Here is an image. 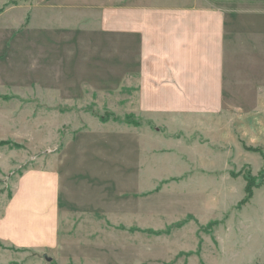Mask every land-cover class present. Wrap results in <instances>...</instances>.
Masks as SVG:
<instances>
[{"label":"crops","instance_id":"0c3cea01","mask_svg":"<svg viewBox=\"0 0 264 264\" xmlns=\"http://www.w3.org/2000/svg\"><path fill=\"white\" fill-rule=\"evenodd\" d=\"M113 1H128V10L118 11L124 19L118 16L109 30L124 34L137 52L127 71L113 70L102 81L135 84L128 108L133 120L88 118L74 136L44 144L51 148L33 163L17 152L27 144L0 140V150L11 148L0 153L1 253L9 247L94 258L105 252L99 244L105 227L119 244L121 231L199 221L201 179L214 176L216 187L222 175L232 178L233 136L241 140L236 123L249 116L245 102L236 100L248 97L236 66L263 63L264 0ZM263 98L260 88L255 113H264ZM19 135L31 141L36 131ZM223 158L222 168L212 165ZM7 176H15L10 192L3 186ZM176 209L183 210L181 220H169ZM76 226L81 246L71 244ZM85 227L94 228L86 233L88 246ZM119 250L116 245L112 253Z\"/></svg>","mask_w":264,"mask_h":264},{"label":"rangeland","instance_id":"374dc122","mask_svg":"<svg viewBox=\"0 0 264 264\" xmlns=\"http://www.w3.org/2000/svg\"><path fill=\"white\" fill-rule=\"evenodd\" d=\"M127 7L128 1L113 0H0V140L27 144L29 148L24 145V150L17 151L25 161L44 157V151L51 148L44 144L74 136L88 118L133 120L128 108L135 84L102 81L113 70L122 75L136 59L137 49L128 48V38L109 30L117 26L118 16L124 19L118 11ZM114 42L121 46L119 50L114 49ZM262 60L257 69L244 61L236 66L243 77L238 84L248 93L236 100L245 102L249 116L236 123L241 140L233 136L232 178L230 172L222 175L216 187L214 176L199 183L203 205L196 216L200 222L188 218L163 230L164 224H155L150 228L157 231H121L119 244H114L117 233L112 235L105 227L104 241L99 243L105 252L93 253L94 258L44 256L8 247L7 252H0V264H264V113L254 111L260 88L264 89ZM33 128L35 139L28 141L26 136L21 141L19 133H30ZM239 144L244 151L237 153ZM0 151L9 155L11 148ZM218 160L212 165L222 168L224 158ZM15 176L3 179L7 192ZM248 177L254 185L253 198L242 204ZM182 211L174 210L168 219L181 220ZM192 221L197 224L187 228ZM70 229L71 244L81 246L79 227ZM93 229L84 228L86 246L90 245L86 233ZM116 245L120 252L112 253Z\"/></svg>","mask_w":264,"mask_h":264},{"label":"trees","instance_id":"16d2710c","mask_svg":"<svg viewBox=\"0 0 264 264\" xmlns=\"http://www.w3.org/2000/svg\"><path fill=\"white\" fill-rule=\"evenodd\" d=\"M0 144H4V143H0ZM251 183H252V178L251 177H248V184L246 186V195L247 196L241 202L242 204L248 203L253 198V188H254V185H251Z\"/></svg>","mask_w":264,"mask_h":264},{"label":"water","instance_id":"95a60500","mask_svg":"<svg viewBox=\"0 0 264 264\" xmlns=\"http://www.w3.org/2000/svg\"><path fill=\"white\" fill-rule=\"evenodd\" d=\"M49 261H52V259H49Z\"/></svg>","mask_w":264,"mask_h":264}]
</instances>
